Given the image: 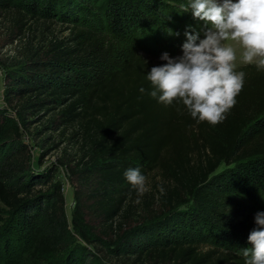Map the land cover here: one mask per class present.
Wrapping results in <instances>:
<instances>
[{"label":"trees","instance_id":"trees-1","mask_svg":"<svg viewBox=\"0 0 264 264\" xmlns=\"http://www.w3.org/2000/svg\"><path fill=\"white\" fill-rule=\"evenodd\" d=\"M91 1L0 0L20 32L68 23L7 89L30 113L54 110L49 122L71 127L79 149L69 223L61 184L29 172L19 125L0 112V264H246L256 213L245 206L264 212V69L237 67L245 77L234 107L216 125L200 121L182 101L150 95L147 74L164 63L143 54L177 53L186 30L202 37L190 7ZM129 168L159 177L139 204Z\"/></svg>","mask_w":264,"mask_h":264},{"label":"clouds","instance_id":"clouds-1","mask_svg":"<svg viewBox=\"0 0 264 264\" xmlns=\"http://www.w3.org/2000/svg\"><path fill=\"white\" fill-rule=\"evenodd\" d=\"M189 7L193 18L203 22V38L200 31L186 30L182 55H161L166 63L147 74L150 95L165 105L182 101L193 118L216 125L243 88L245 73L236 71L238 59L264 69V0H191ZM124 176L139 204L149 191L146 177L139 168L127 169ZM160 192L164 194L163 187ZM255 225L248 236L251 248L242 249L246 264H264V212L256 213Z\"/></svg>","mask_w":264,"mask_h":264},{"label":"rangeland","instance_id":"rangeland-1","mask_svg":"<svg viewBox=\"0 0 264 264\" xmlns=\"http://www.w3.org/2000/svg\"><path fill=\"white\" fill-rule=\"evenodd\" d=\"M166 1L170 3L171 7L180 4L178 8L185 13L188 12L185 11V8L191 3V0ZM91 5L96 6L97 0L91 1ZM32 24L20 32L12 13L9 10L0 9V112L9 116L19 125L20 141L28 151L26 164L29 172L35 175L45 173L49 177L52 176V182L61 184L65 199V212L70 223L74 207L73 194L78 187L79 176L78 169L74 173L69 169L79 159L78 144L70 136V129L72 128L51 125L49 119L55 113L52 109L43 110L38 114L30 113V109L23 107L18 98L7 89L12 75L23 69L31 58H36V55L41 53L51 40L64 38L68 34V30L65 29L68 23L64 20L52 23L40 20L38 24ZM88 24L96 30H102L96 21L89 20ZM166 32L169 34V29ZM116 47L117 53H120V47ZM123 47L126 46L123 45ZM143 54L151 64L166 63L160 57ZM180 55H182V50L170 55V57ZM242 65L245 64L240 63L238 59L237 67ZM224 167L225 164H221L219 170ZM158 179L156 173L150 174L149 178L146 179V186H151L153 181ZM45 183L36 186L35 189L44 192L45 187L48 186V182ZM245 208L249 213L262 212L261 208L251 205L245 206ZM109 263L114 264V261Z\"/></svg>","mask_w":264,"mask_h":264}]
</instances>
